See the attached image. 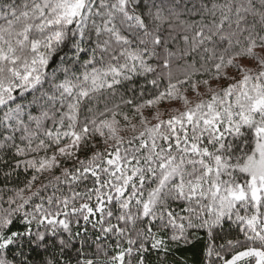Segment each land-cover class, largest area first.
<instances>
[{
  "label": "snow or ice",
  "instance_id": "snow-or-ice-1",
  "mask_svg": "<svg viewBox=\"0 0 264 264\" xmlns=\"http://www.w3.org/2000/svg\"><path fill=\"white\" fill-rule=\"evenodd\" d=\"M0 264H264V0H0Z\"/></svg>",
  "mask_w": 264,
  "mask_h": 264
}]
</instances>
